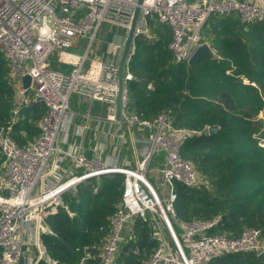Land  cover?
<instances>
[{"label": "built area", "instance_id": "1", "mask_svg": "<svg viewBox=\"0 0 264 264\" xmlns=\"http://www.w3.org/2000/svg\"><path fill=\"white\" fill-rule=\"evenodd\" d=\"M137 3L138 0H0V50L11 76L20 83L15 91V113L35 103L47 107L38 120V136L24 146L11 135L16 117L1 125L4 160L0 165V264H21L22 260L25 264H40L43 260L47 264H64L50 256L42 241V235L51 232L49 215L57 213L61 206L67 208L65 193L75 190L81 182L116 172L124 174V188L116 211L109 217L101 264L113 263L126 227L135 216L148 220L159 240L144 264H212L223 253L255 251L258 255L264 251V237L258 228H245L233 237L211 232L220 215L186 219L177 214L175 183L188 187L200 184L195 164L181 154L185 134L197 131L175 128L171 110L160 112L153 120L130 111L127 83L133 74L128 65L121 122L145 144L137 167L126 168L100 156H88L61 136L65 125L72 123L74 112L69 101L73 94L107 102V119L117 120L118 66L105 57L92 56V49L103 24L110 26L107 29H129ZM141 7L130 56L137 36L150 33V20L156 17L171 28L169 49L176 63L189 64L201 44L212 47L203 33L212 13L220 17L234 15L248 24L264 21V0H143ZM76 38H87L82 54L71 51L79 44ZM25 75L31 77L28 88L22 85ZM157 150L165 152V161L161 167L151 168ZM53 155L58 162L69 157L72 163L57 180L48 178L49 185L37 193L48 177L46 168ZM97 190L95 185L93 191Z\"/></svg>", "mask_w": 264, "mask_h": 264}, {"label": "trees", "instance_id": "2", "mask_svg": "<svg viewBox=\"0 0 264 264\" xmlns=\"http://www.w3.org/2000/svg\"><path fill=\"white\" fill-rule=\"evenodd\" d=\"M151 22L155 25L150 33L137 36L128 63L133 74L127 83L128 108L151 120L171 110L175 128L197 131L185 134L181 154L195 164L200 184L175 183L177 214L186 219L220 215L211 232L235 237L252 227L264 237V129L257 127V117L264 113V21L242 23L234 15L209 21L203 33L216 56L196 66L176 63L169 49L171 28L156 17ZM17 86L0 50V125L17 115L11 135L24 146L38 136V120L47 107L35 103L16 114ZM213 124L220 128L209 134L207 126ZM3 160L0 149V165ZM123 188L124 174L116 172L81 182L73 192H66L67 208L61 206L49 215L51 232L42 235L50 256L64 264H101L109 217L118 207ZM158 242L153 225L135 216L112 264H144ZM212 264L264 262L252 251L223 253Z\"/></svg>", "mask_w": 264, "mask_h": 264}, {"label": "crops", "instance_id": "3", "mask_svg": "<svg viewBox=\"0 0 264 264\" xmlns=\"http://www.w3.org/2000/svg\"><path fill=\"white\" fill-rule=\"evenodd\" d=\"M113 29H117V27L113 26L110 29H104L105 32H101V36H98V45L94 42L96 47H94V55L92 56L97 58H107V55L111 53L113 60L116 58L118 48L117 46H113V44H109L113 43L114 40H118V38L113 39V35L116 32V30L113 31ZM110 36L111 39L109 40ZM86 40L87 38H76L75 42H77V44H82V42ZM84 51L85 49L83 52ZM19 85L20 83L18 82V86ZM69 103L74 112V116L72 123L65 125L61 136L63 138L66 136L72 147L77 148L88 156H100L105 161L116 162L122 167H137L139 157L145 144L138 141L134 136V133L136 134V132L123 122L117 120L111 122L107 119V102L98 100L90 101L83 96L74 95L71 97ZM81 106L85 107L81 109ZM142 133H144V131H142ZM155 159H159L158 155H156ZM61 161L62 162H58L55 155L51 157L46 168V170H48V177L44 183L41 182L36 190L37 193H39L43 187L45 188L49 185L48 178H51L54 181L57 180L60 177V174H65L64 170L68 169L72 163V160L69 157L63 158ZM164 161L165 157L163 162H161V166ZM73 191L74 190H71L69 192ZM157 221L161 224L163 230L162 221L159 218ZM31 249L35 251L34 247Z\"/></svg>", "mask_w": 264, "mask_h": 264}, {"label": "water", "instance_id": "4", "mask_svg": "<svg viewBox=\"0 0 264 264\" xmlns=\"http://www.w3.org/2000/svg\"><path fill=\"white\" fill-rule=\"evenodd\" d=\"M143 0H138V3L135 7L131 25L128 30H124L121 27L116 29V32L113 35L114 38H118V40H114L113 43H109L110 45L113 44V46H117V55L116 58L113 60V57L111 56V53L107 55V59L109 61H114V63L118 66V92L116 97V119L117 121H121L123 117V92H124V86H125V74H126V68L127 65L131 59V51H132V45L133 40L135 36V31L137 28V22L138 18L140 16L141 12V5ZM214 51L212 47L208 43L201 44L196 48V50L193 52L192 56L189 60V65L196 66L197 64L203 63L207 60H210L214 57ZM31 83V77L30 75H25L22 77V85L25 88H28ZM219 125L213 124L207 126V131L209 134H215L219 130ZM1 130V125H0ZM225 217V215H222V218ZM258 258L264 262V251L260 252L258 255ZM21 264H25L24 261H21Z\"/></svg>", "mask_w": 264, "mask_h": 264}, {"label": "rangeland", "instance_id": "5", "mask_svg": "<svg viewBox=\"0 0 264 264\" xmlns=\"http://www.w3.org/2000/svg\"><path fill=\"white\" fill-rule=\"evenodd\" d=\"M219 17L220 16H218L217 14H215V13H212L211 14V16H210V18H211V20L210 21H214V20H216V19H219ZM151 25L152 26H154L155 24L154 23H152L151 22V24H150V27H151ZM109 27V25H107V24H103L102 25V31L103 32H105L104 31V29H107ZM114 30H116V29H113V31ZM167 30H169L168 28H167ZM151 31V30H150ZM101 32L98 34V36L100 37L101 35ZM99 37L96 39V41L99 39ZM111 39V36H110V38H109V40ZM87 41V40H86ZM86 41H83L82 42V44H79V45H77L76 47H72L71 48V50L73 51V52H76V53H81V52H83V50L85 49V42ZM95 41V43L98 45V43H99V40L96 42ZM94 43V45H93V49H92V51L93 50H95V48L94 47H96V44ZM215 54V53H214ZM214 56H216V55H214ZM233 64V63H232ZM235 66V65H234ZM236 67V66H235ZM234 67V68H235ZM233 69H231V71H232ZM243 82H246V83H248L249 82V80L247 79V78H243ZM74 95H77V94H73V96ZM72 96V97H73ZM73 103V102H72ZM85 106H81L80 108L81 109H83ZM257 127L259 128L258 130L259 131H261L262 129H264V113H262V115H260V116H258L257 117ZM261 141L264 143V139L263 138H261ZM157 155H158V157H159V159H154L152 162H151V168H159V167H161V162H163V160H164V157H165V152L164 151H162V150H157ZM154 177L155 176H152L151 178H152V180L154 181ZM203 181H204V183H206L207 182V180L206 179H204L203 178ZM207 184V183H206ZM66 197H67V195H65L64 196V200H66Z\"/></svg>", "mask_w": 264, "mask_h": 264}]
</instances>
